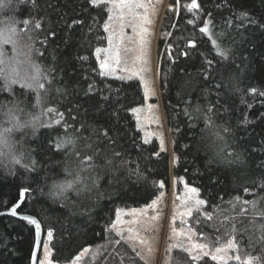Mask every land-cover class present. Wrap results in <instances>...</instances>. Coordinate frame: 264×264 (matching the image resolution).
<instances>
[{
  "label": "trees",
  "instance_id": "trees-1",
  "mask_svg": "<svg viewBox=\"0 0 264 264\" xmlns=\"http://www.w3.org/2000/svg\"><path fill=\"white\" fill-rule=\"evenodd\" d=\"M198 2L205 21L183 13L171 17L162 24L169 37L158 44L160 88L179 158L173 175L207 201L212 218L196 216L203 239L215 245L234 239L241 257L264 264L259 239L264 235V0ZM109 15L107 6L91 0H11L0 9V23L29 21L36 61L48 81L47 95L37 104L32 89L15 84L9 91L0 78V117L17 100L23 102L21 123L41 107L63 113L60 125L54 124L53 112L45 118L51 127L26 126L13 134L17 150L30 155L36 167L25 169L27 158L19 165L0 158V213L19 204L16 214L37 219L44 240L51 230L53 260L62 264L99 246L101 256L91 264H143L111 225L120 207L149 205L171 180L169 152L158 140L145 142L135 118L133 109L145 104L141 82L99 71L95 49L108 43ZM209 20L210 33H201ZM213 39L227 51L225 58ZM208 115L223 139L206 124ZM65 136L75 139L74 148L55 147L56 138ZM85 156H93L96 167L80 171L73 188L54 187L71 180L65 170L75 174ZM23 187L29 192L21 201ZM237 197L240 202L229 203ZM36 240V227L28 220L1 216L0 264H32ZM172 263L197 264L183 250L173 252ZM199 264L215 262L205 257Z\"/></svg>",
  "mask_w": 264,
  "mask_h": 264
},
{
  "label": "snow or ice",
  "instance_id": "snow-or-ice-1",
  "mask_svg": "<svg viewBox=\"0 0 264 264\" xmlns=\"http://www.w3.org/2000/svg\"><path fill=\"white\" fill-rule=\"evenodd\" d=\"M11 3V0H0V9L8 8ZM92 5L99 6L101 4L107 6V10L113 15L108 17L109 23L104 24V28L109 32L108 43L109 47L107 49L96 48L95 54L97 59L99 60V71L102 75H112L116 68L120 67L121 64H127L128 61L122 57L121 55V45L124 44L125 41V33L124 29L126 27H130L136 39L133 37H127L129 41L132 42V46H125L123 48V52L125 54L134 52L135 60L133 61V67L131 69L125 67L124 71L128 72L129 75L127 77L120 76L119 79L131 80L133 77H138L140 81L144 83V93L145 96H148L150 93L154 95V90L149 87V81L145 78V73L151 71L150 68V59H149V51H150V41L148 37L152 35L149 30L148 25L153 24V20L150 18V10L155 11V6L152 4L151 0H91ZM159 3V0H157ZM189 12L193 10H197L200 8V4L198 0H191L190 4L186 5ZM143 10V11H140ZM243 15V14H241ZM117 21L118 23V31L112 27L111 21ZM74 23H76L74 21ZM192 23V21H189ZM24 25L28 24V21L25 20L23 22ZM212 21L209 20L203 24L200 28L201 33H210V25ZM36 28L40 27V24L37 22L35 24ZM27 36V42L21 41L22 36ZM223 34H220L222 36ZM193 46H195L194 42ZM211 43L217 45V51L220 54V57L223 59L227 56V51L222 49L218 43V39H213ZM5 45H11L12 54L9 55L4 51ZM38 51V49L36 50ZM106 53L103 59L100 58L101 53ZM33 40L30 34V30L27 28H21L17 25V22L14 18H8L0 23V78H3L4 83L9 91H11V86L13 84H21L23 87L27 89H34L37 94V104H42L44 101V97L47 95V89L45 88V84L48 82L46 75L41 71L40 66L36 64L33 57ZM187 55V53H184ZM83 60H87L88 57H82ZM211 64V62H208ZM27 65L29 70H22L23 66ZM43 90L44 96H41V91ZM251 91L255 92V89ZM264 95V93H260ZM22 101H14L12 107L9 109L7 115L10 117L13 122V127H26L31 125L33 128H37L40 126H44L45 123L47 126H52V121L43 122L40 120V116H45L50 113L55 112L56 117L54 118V124L60 125L63 122V113L58 112L56 109L48 108L45 111H42L40 115H32V118L28 121H24L21 123L20 116L24 113V109L21 107ZM155 105H148V111L151 113L155 108ZM199 111V108L196 109ZM134 112H140L141 109H133ZM185 113L187 114V109H185ZM206 124L215 128L214 135L217 139H223L221 136L220 129L215 126L214 121L210 115L206 116ZM224 131H228L224 129ZM12 128H3L0 131V157H3L8 160L11 164H21L24 159H28L29 163L25 164V169L29 167H36L35 161L31 159L30 155L25 156V154L21 151H18L15 145V142L11 138ZM75 139L72 137H57L55 142V147L59 149H63L66 145L75 146ZM161 146L163 148V140H161ZM88 147H91L90 145ZM79 155V153H76ZM217 155H220L218 152ZM178 157H174V161H178ZM109 163H111L109 161ZM96 167L94 163L93 156H85L80 159L78 165V171L73 174L72 171L66 169L68 174L72 176L71 180H66L65 183L56 185L59 189H70L73 188L74 184L81 180L79 175L80 171L85 170H93ZM96 181H93L95 184ZM160 186L163 187V182H160ZM186 189V194L182 198V204L177 209V215L180 217V222L182 225H187L188 221L185 218L193 217V213H200L202 207L207 204V201L198 198L199 190L195 187H189L187 182L184 185ZM29 192L27 187H23L19 191V196L21 201L24 200L25 194ZM240 202V198H235L234 201H230L229 203L235 204ZM243 203L247 204L248 201H243ZM253 205L255 201L252 202ZM159 204V199L152 200L149 205L150 208H157ZM19 204L13 206L11 208V214L16 215L17 208ZM143 213H141L142 215ZM208 219H211V215L205 214ZM120 213H117V221H119ZM25 220H28L31 224L36 227V234L39 236L40 233V224L39 222L32 218L31 216H25ZM153 221L160 220L161 217L159 215L151 218ZM175 220V217L173 218ZM111 229L116 231L117 236H120L122 239L124 238V231L122 229L117 228V224L113 223L111 225ZM149 229L145 228L144 231H148ZM262 231H264V226H262ZM152 231H155L152 229ZM128 236L127 241L132 245L133 249L136 250V242H139V245L142 248L146 249V254L142 255L140 251H137V255L141 256L142 259H145L146 264H151V254L152 248L150 246V241L147 237L141 236L140 232L134 228L127 229ZM196 233L192 227H181L180 229L172 228L170 240L177 241V243L170 244V248H180L184 252L190 255V259L194 262H201L205 257L210 258L211 261L215 262V264H229V261H236L237 264H258V258L254 260L253 257L248 256L246 260H242L241 257L237 254L235 256H230L228 253L232 250L237 249V244L234 239L230 240L227 246L217 247L214 250L209 249V243H199L194 239ZM47 237L49 240L53 238V232L49 230L47 232ZM178 238H184L183 241H179ZM259 239L264 240V235H262ZM115 243L119 244L120 240H116ZM37 247H39V242L37 241ZM89 249H85L84 252H88ZM45 257L48 255L47 245L44 246ZM214 253V254H213ZM84 253L75 257V261H79ZM35 260V255L33 256ZM47 264H52L50 260L47 261Z\"/></svg>",
  "mask_w": 264,
  "mask_h": 264
},
{
  "label": "rangeland",
  "instance_id": "rangeland-1",
  "mask_svg": "<svg viewBox=\"0 0 264 264\" xmlns=\"http://www.w3.org/2000/svg\"><path fill=\"white\" fill-rule=\"evenodd\" d=\"M151 2L155 6V11L150 10V18L154 22L153 24L147 26L149 27V30L152 33V35L148 37L150 41L149 59H150L151 71L148 73H145V78L149 81V87L154 90L155 94L152 95L150 93L148 96H145V104L137 108V109H141V111L138 113L134 112V114L137 120L138 127L143 133L144 141L150 142L153 140H158V142L160 143L161 149L169 152L170 163H171V180H170L169 188L165 189L156 198V199H159V204L157 208H150L149 205L151 203L141 208L120 207L117 210V213L118 212L120 213L119 221H117V216H116V220L114 223L117 224L118 229H122L124 231V238L122 239L119 236L121 240H124L127 242L128 249L132 252V254H135L137 259H139L143 264H146V261L145 259H142L141 256L137 255V251H140L142 255H144L146 254V249L142 248V246H140L139 242L137 241L136 242L137 247H136V250H134L132 245L127 241V236H128L127 229L130 227L139 231L141 236L147 237L149 239L150 246L153 250L151 254V264H173L172 263L173 262V252L176 250H182V249L169 247L170 244L177 243V241L170 240L172 228H176L178 230L181 227H189V226L192 227L196 233V236H194V239L199 243H209L210 250H214L217 247L227 246L228 242L226 244L215 245L213 243H210L207 239H203V236L197 230L196 224H198L197 223L198 219H196V216L201 215V214L205 216V214H209L205 210L206 205L202 207V210L200 213L194 212L193 217L185 218L188 221L187 225H182L180 222V217L177 215V209L182 204L183 202L182 198L186 194V189L184 187L185 181L181 183H177L173 175L172 169L174 166V153H173V148H172V137H171L170 127L166 119L162 92L160 88V73H159V62H158L159 45L158 44L160 41L166 42L167 38L169 37V33L167 31L162 30L163 22L166 20L167 21L170 20L171 17H176L177 15L183 13V14L192 16L196 22L202 23L205 21L204 13L201 7L197 10H193L189 12L186 5L190 4L191 0H159V3H157V0H151ZM140 11H143V10H140ZM110 15H113V13H110ZM107 23H109V20ZM17 25L21 27L22 29L23 28L29 29L30 34H31L33 27L30 26L29 21L27 25H24V24L21 25L18 22H17ZM111 25L113 28H115L118 31L117 21L115 20L111 21ZM124 33H125V41H124V44L120 46L121 55L128 61V63L121 64L120 67L116 68L115 72L112 75H107V76L127 77L129 73L124 71L125 67L129 69L133 67V61L135 60L136 53L130 52V53L125 54L123 52V48L125 46H129V47L132 46V42L129 41L127 37L131 36L134 39L136 38L130 27H126L124 29ZM107 34L109 36L108 31H107ZM20 39L23 43V42H27L28 37L25 35V36H22ZM108 47H109V43H107L106 46L101 47V49H107ZM4 51L7 52L9 55H11L12 54L11 45H5ZM33 51H34V54H33L32 59L36 64H38L36 61L37 53H36L34 44H33ZM105 55L106 53L102 52L100 54V58L103 59ZM22 70H29V69L27 68V65H24ZM133 78L139 79L138 77H135V76ZM140 82L144 89L143 81H140ZM32 90L35 92L34 89ZM148 105L156 106L152 110L151 113L148 111ZM38 110H39L38 115H40L42 111H45L43 107H41L40 109L38 108ZM7 113H8V110L5 111L0 117V131H2L3 128H12V132H11V138H12V136H14L13 135L14 133L16 134L20 129L22 128L24 129V127H13V122L11 121ZM45 118H46V115L40 116V120L43 122H45ZM30 126L31 125H28V127ZM161 140H163V148L161 146ZM6 162L9 163L8 161ZM188 186L193 187L190 185ZM25 197H26V194H25ZM198 198L203 199L199 192H198ZM141 213L143 214L141 215ZM157 215H159L161 219L157 221H153L151 218ZM174 217H175V220L173 219ZM145 228L149 230L146 232L144 231ZM152 229H154L155 231H152ZM111 231L114 234H116L115 230L111 229ZM183 239L184 238H178L179 241H183ZM51 242H52V239L49 240L48 237L46 236L45 240L43 241L40 258H39V264H47L48 260H50L52 264H62V263H57L53 260V251H52ZM45 245H47V249H48L47 257H45V253H44ZM85 249H89V251L84 252ZM85 249L82 250L78 254L80 255L81 253H84L79 261H75V258H74L72 262L65 263V264H91L92 261H96L101 256L100 246L93 247V248H85ZM237 254L241 257V253L239 251L238 246L236 250H232L228 253V255L230 256H235ZM241 259L246 260L247 258L241 257Z\"/></svg>",
  "mask_w": 264,
  "mask_h": 264
},
{
  "label": "water",
  "instance_id": "water-1",
  "mask_svg": "<svg viewBox=\"0 0 264 264\" xmlns=\"http://www.w3.org/2000/svg\"><path fill=\"white\" fill-rule=\"evenodd\" d=\"M1 216H13V215L11 214V211H10V212L0 213V217ZM16 216L24 219L25 216H30V215H18V214H16ZM31 217L34 218L33 216H31ZM37 241L39 242V247H37ZM43 241H44L43 233H42L41 226H40V233H39V236H37V240H36V244H35V248H34V252H33V256L35 255V260L32 257V264H39V258H40V253H41Z\"/></svg>",
  "mask_w": 264,
  "mask_h": 264
},
{
  "label": "clouds",
  "instance_id": "clouds-1",
  "mask_svg": "<svg viewBox=\"0 0 264 264\" xmlns=\"http://www.w3.org/2000/svg\"><path fill=\"white\" fill-rule=\"evenodd\" d=\"M0 158H2V159H3V161H8L7 159H5V158H3V157H0Z\"/></svg>",
  "mask_w": 264,
  "mask_h": 264
}]
</instances>
